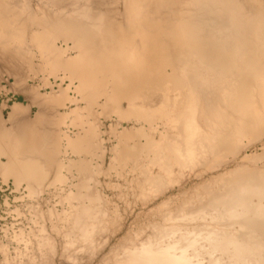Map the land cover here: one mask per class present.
<instances>
[{
    "label": "bare ground",
    "instance_id": "obj_1",
    "mask_svg": "<svg viewBox=\"0 0 264 264\" xmlns=\"http://www.w3.org/2000/svg\"><path fill=\"white\" fill-rule=\"evenodd\" d=\"M0 53L61 81L0 115L5 264H264V0H0Z\"/></svg>",
    "mask_w": 264,
    "mask_h": 264
},
{
    "label": "rangeland",
    "instance_id": "obj_2",
    "mask_svg": "<svg viewBox=\"0 0 264 264\" xmlns=\"http://www.w3.org/2000/svg\"><path fill=\"white\" fill-rule=\"evenodd\" d=\"M36 59L37 58L34 59V65L39 64L38 59L37 60ZM1 60L2 59L0 55V61ZM0 63H1L0 64V115L5 121L7 126H10L8 117H9V113L11 112V108L15 102L16 103L21 102L22 104L27 105V110L25 111V115L28 118L29 117L33 118L35 114L37 113L39 107L34 102L31 93L28 92L29 88L31 87L36 88L42 94V93L51 92L52 90L53 91L57 90L58 84L61 83L60 79L55 80L53 77H50L49 79L50 84L45 85L42 82L41 75H32L31 73V75H29V77L25 79V85L20 86L16 84V76L6 70V64L2 61ZM25 68L27 69L26 66ZM24 72L29 73L27 72V70ZM67 83H68L67 80L63 81L64 86ZM24 90H27L28 93ZM68 106L66 105L63 107H59L58 110L63 112V110L67 109ZM104 123H105L104 127L108 128L110 121L105 120ZM124 125H126V123ZM64 129L69 132L74 130L72 127H69V128L64 127ZM107 138L108 136L105 135V140L107 141V145L109 146ZM107 163H108V157H107ZM194 183L195 181L192 179L188 182L187 186L189 187L193 185ZM13 190L14 189H13L11 180L8 181L7 183H3L0 181V242L5 239V233H6L5 230H7L8 228L7 226H11L12 224H14V222H16V217H15V214H13V212H14L15 207L21 204V201L18 198L21 194H17ZM175 192L176 191L174 190L173 193ZM105 193L109 196V199L111 200L112 204L116 203L120 207H122V203L120 202L121 191L119 189H105ZM138 211H139L138 207L135 208V212H138ZM133 218H134V215L132 216L128 215L127 223L131 222ZM115 240L116 238H113V242ZM13 247L14 246H10V251H13ZM107 250L108 248L105 249L104 252H106ZM55 261L56 263L59 262L58 259H56ZM0 264H5L3 261V254L1 250H0Z\"/></svg>",
    "mask_w": 264,
    "mask_h": 264
}]
</instances>
